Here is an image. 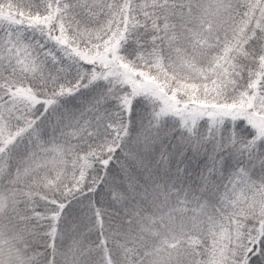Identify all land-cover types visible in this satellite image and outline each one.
Returning a JSON list of instances; mask_svg holds the SVG:
<instances>
[{
  "label": "snow or ice",
  "instance_id": "obj_1",
  "mask_svg": "<svg viewBox=\"0 0 264 264\" xmlns=\"http://www.w3.org/2000/svg\"><path fill=\"white\" fill-rule=\"evenodd\" d=\"M0 264H264V0H0Z\"/></svg>",
  "mask_w": 264,
  "mask_h": 264
}]
</instances>
